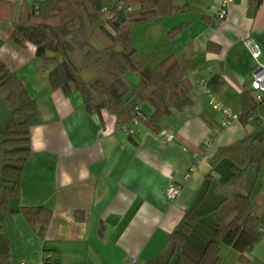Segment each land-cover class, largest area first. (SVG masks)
Returning a JSON list of instances; mask_svg holds the SVG:
<instances>
[{
  "label": "crops",
  "instance_id": "obj_1",
  "mask_svg": "<svg viewBox=\"0 0 264 264\" xmlns=\"http://www.w3.org/2000/svg\"><path fill=\"white\" fill-rule=\"evenodd\" d=\"M11 1L18 5L24 0ZM174 2L188 9L135 22L130 29L144 63L153 66L173 54L191 82L192 102L171 109L160 120V132L171 134L170 141L138 121L120 125L106 109L100 117L88 113L79 92L66 96L51 89L48 70L38 68L35 45H16L10 37L12 23L0 20V59L27 84L38 109L29 125L31 149L20 175L19 195L10 199L9 208L45 206L52 211L46 235L40 238L21 213L0 208V222L7 221L0 232V254L10 248L13 264H144L163 249L187 209L204 215L184 233L198 250L205 247L215 225L233 215L232 203L220 189L231 161L223 158L212 165L210 159L220 146L260 134L264 121H250L251 133L239 120L221 127V115L208 103L206 91L240 111L244 86L256 65L264 63V0H233L221 21L215 18L218 0ZM103 20L90 29L97 48L112 45L99 28ZM179 23L187 27L169 37L168 31ZM246 33L259 46L257 58L243 41ZM208 42L219 50H208ZM68 58L85 81L108 76L86 62L80 50ZM121 78L136 91L137 71H126ZM134 103L130 98L128 104ZM135 110L150 115L153 108L144 101ZM11 112L0 114V121L9 119ZM259 113L264 117V102ZM212 131L213 142L203 150L202 141ZM225 161L228 173L222 175L217 166ZM192 163L195 169L185 177ZM244 181L257 229L264 232V166L258 173L256 167L249 168ZM169 183L181 185L174 202L164 195ZM224 199L221 210L212 213ZM47 252L52 256L45 262ZM245 255L248 262L242 263L239 252L221 242L218 264H264V234Z\"/></svg>",
  "mask_w": 264,
  "mask_h": 264
},
{
  "label": "trees",
  "instance_id": "obj_2",
  "mask_svg": "<svg viewBox=\"0 0 264 264\" xmlns=\"http://www.w3.org/2000/svg\"><path fill=\"white\" fill-rule=\"evenodd\" d=\"M116 1L24 0L16 5L11 0H0V20L12 23L10 37L16 45H35L38 68L40 71L48 70L47 80L51 89H59L66 96L79 92L90 114L100 117L102 109H106L120 125L138 121L158 133L163 116L169 114L171 109L180 110L192 102L188 94L191 82L183 75L173 54L153 66L144 63L133 44L130 29L135 22L186 11L188 8L186 5L178 6L174 0H121L125 5H131V10L123 11V17L117 18L118 12L113 17H103V6L113 10ZM102 18L104 20L99 28L112 45L97 48L91 42L90 29ZM105 22L109 27L104 25ZM186 27L187 23L175 25L168 31L169 37ZM114 45L119 48L116 49ZM206 48L218 51L219 45L208 42ZM74 50L82 51L86 62L97 65L108 76H100L92 81L83 80L68 58ZM129 70L139 73L136 91H131L121 78ZM8 81L12 83L2 97L12 116L6 122L0 121V208L5 213H21L37 235L44 238L52 217L51 209L45 206H20L16 210L9 208L10 199L19 195L20 175L31 149L29 125L37 116L38 109L27 84L0 59V88ZM132 97L135 103L129 105ZM144 101L153 108L150 115L135 110ZM262 102L255 101L249 85L244 86L239 117L243 126L250 123V116L260 111ZM255 121L258 124L261 122ZM223 158L231 161L230 174L220 184V189L232 203L231 218L216 224L205 247L198 250L185 239L184 233L189 232L204 215L194 208L187 209L163 249L144 264H170L175 256L178 257V264H218L221 242L239 252L240 262H248L245 254L264 232L257 229L250 189L244 180L249 168L256 167L258 173L264 166V131L220 146L210 163L215 165ZM225 200L212 213L221 210ZM6 222H0V232H4ZM100 232L103 233V228ZM50 258L45 255V262ZM0 264H13L10 248L0 254Z\"/></svg>",
  "mask_w": 264,
  "mask_h": 264
},
{
  "label": "built area",
  "instance_id": "obj_3",
  "mask_svg": "<svg viewBox=\"0 0 264 264\" xmlns=\"http://www.w3.org/2000/svg\"><path fill=\"white\" fill-rule=\"evenodd\" d=\"M233 2V0H218V6L216 7L215 18L217 21L223 20L228 14V7ZM114 8L111 10L107 6H103L102 13L105 17H113L119 11H128L131 10V5H125L123 1L117 0L114 3ZM106 27H109L108 23H104ZM243 41L250 51L251 55L254 58H257L260 49L256 42H254L250 35L246 33L243 37ZM249 88L251 90V94L256 102L260 103L264 101V63H258L254 70L252 71L251 79L249 82ZM206 96L208 99V103L210 106L218 111L221 115L220 117V126L225 127L228 126L232 121L239 120L241 115L240 111L232 110L228 105H226L221 99H219L216 95H214L211 91H206ZM250 121H264V117L259 112L254 113L250 116ZM163 138L167 141L172 139V135L167 133L165 130L160 132ZM216 131H212L210 135L204 138L202 141V149L208 150L213 142L214 135ZM195 169V165L192 163L189 165L188 170L185 174V177H188L191 172ZM181 192V185L176 183H169L164 191V195L169 202H174ZM50 253L46 254V257H51ZM20 264H37V263H29V262H21ZM44 264V263H40ZM58 264V263H56Z\"/></svg>",
  "mask_w": 264,
  "mask_h": 264
},
{
  "label": "rangeland",
  "instance_id": "obj_4",
  "mask_svg": "<svg viewBox=\"0 0 264 264\" xmlns=\"http://www.w3.org/2000/svg\"><path fill=\"white\" fill-rule=\"evenodd\" d=\"M95 27H97V23H95ZM11 83H12L11 81H8V82H7L2 88H0V114H2L3 112H6V111H11V109H9V108L6 106V104L4 103L3 97H1V96H3L4 91L7 89L8 86H10ZM11 116H12V112H11L10 117H11ZM5 120H6V119H5ZM7 120H8V119H7ZM7 120H6V121H7ZM6 121H4V122H6ZM262 131H264V127H262V128L259 129V132H262ZM225 163H227V161H225V162H221V163L217 166L218 171L221 172L222 175L228 173V167H227V165H226ZM212 184H214V183H212ZM230 205H231V203H230ZM225 212H226V210H224V211L221 213V215H222L221 217H223V215L225 214ZM177 262H178V259H177V257H175V258L172 260V262H171L170 264H178Z\"/></svg>",
  "mask_w": 264,
  "mask_h": 264
},
{
  "label": "water",
  "instance_id": "obj_5",
  "mask_svg": "<svg viewBox=\"0 0 264 264\" xmlns=\"http://www.w3.org/2000/svg\"><path fill=\"white\" fill-rule=\"evenodd\" d=\"M123 16H124L123 11H119V12L117 13V18H119V17H123ZM250 126H251L250 124H249V125H246V128H247L248 133H251V131L248 130V128H249Z\"/></svg>",
  "mask_w": 264,
  "mask_h": 264
}]
</instances>
